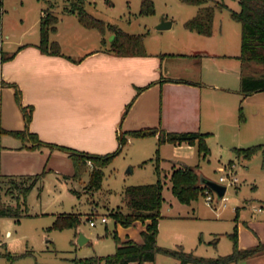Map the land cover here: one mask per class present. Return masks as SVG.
<instances>
[{
  "label": "crops",
  "instance_id": "0c3cea01",
  "mask_svg": "<svg viewBox=\"0 0 264 264\" xmlns=\"http://www.w3.org/2000/svg\"><path fill=\"white\" fill-rule=\"evenodd\" d=\"M25 3L14 0V9H22ZM3 7L4 1L0 0V52L14 55L4 61L0 55V133L5 139L2 144L0 138L1 174L37 175L47 173L53 161L72 162L64 151L49 147L34 149L35 143L30 138L24 141L11 134L27 127L17 90L21 91V103L34 108L30 132L45 143L92 154L114 152L124 137L129 140L131 131L150 128L200 131L208 134L209 149V141L217 136L220 145H229L235 152L245 149V143L257 136V127L248 124L243 113V102L264 113V91L245 98L240 91V23L217 24L215 13L213 32L207 36L186 28L187 20L177 37L162 34L148 40L144 34L145 54L118 55L111 51L114 39L109 41L114 35L111 31L103 33L84 26L65 7L61 19L51 3L45 9L40 0L29 7L35 8L33 24L6 42L10 35L4 34ZM47 11H54L59 18L50 41L59 43L63 55L46 53L39 47L41 19ZM165 19L172 21V28L174 19ZM62 22L68 26L64 33L60 30ZM174 48L185 52L177 54ZM149 138L155 140V147L160 150L161 172L169 146H173V166L190 164L182 148L196 145L186 142L159 145L158 135L134 137ZM147 223L134 224L142 227L140 238L135 241L142 242L141 232Z\"/></svg>",
  "mask_w": 264,
  "mask_h": 264
},
{
  "label": "rangeland",
  "instance_id": "374dc122",
  "mask_svg": "<svg viewBox=\"0 0 264 264\" xmlns=\"http://www.w3.org/2000/svg\"><path fill=\"white\" fill-rule=\"evenodd\" d=\"M3 1L4 34L10 35V38H5L7 42L14 40L23 29L33 24L35 12L32 9L35 8L29 7L37 0H25V6L17 10L14 9V0ZM50 3L63 19L64 7L70 5L69 0H40V6L45 9L50 8ZM154 3L155 13L152 15L140 13L142 0H86L85 7L87 12L106 23L115 24L128 33L145 34L148 40L162 34L177 37L179 31L184 29L183 23L195 17L202 8L181 0H154ZM220 3L227 6L223 9L216 7V23L226 25L229 21L240 25L231 17L232 10H240V0H211L210 4ZM166 17L174 19V26L157 29L162 18ZM21 18L23 22L19 21ZM67 29V24L62 22L61 33ZM172 50L177 54L185 52L182 49ZM243 113L248 117V124L251 123L258 130L257 136L243 147L247 149L264 144V113L252 110L245 102ZM1 139L4 144V136ZM209 143L212 150L207 157L200 154L197 144L194 148L183 146L182 150L191 160L189 163L214 181L220 182L222 175L231 178L234 174L238 182L224 183L227 191L223 200L212 192L213 201L208 203L206 190H202L196 200L184 204L172 192L171 175L179 167L173 166L171 162L173 146L166 148V161L162 165V172L160 170L164 183V202L157 243L170 249L183 246L197 256L217 258L233 251L231 234L236 229L241 247L264 242V147L245 158L244 155L237 156L229 145H220L217 136ZM155 146L152 138L142 140L130 136L122 151L104 168L102 187L96 191L86 188L91 164L87 165L81 178L76 179L72 162L62 159L53 161L26 199L19 189L8 192L4 185L0 192L1 204L21 209V213L19 216H0V264H73V260L78 258L114 254L118 240H138L142 228L140 224L128 228L116 223L112 215L118 212L131 213V209L123 202V191L127 186L158 181L156 161L151 162L150 159L156 157ZM129 169L133 173H127ZM58 214H75L80 217L81 223L78 228H55L53 225ZM103 216L107 217V223L102 222ZM90 219L95 220V226L90 225ZM147 221L150 222H137ZM81 235L88 238L83 245L80 244ZM154 264H180V260L160 252ZM232 264H264V254Z\"/></svg>",
  "mask_w": 264,
  "mask_h": 264
},
{
  "label": "trees",
  "instance_id": "16d2710c",
  "mask_svg": "<svg viewBox=\"0 0 264 264\" xmlns=\"http://www.w3.org/2000/svg\"><path fill=\"white\" fill-rule=\"evenodd\" d=\"M190 5L201 6L200 12L185 23L186 28L203 35H211L213 32V22L216 13V7L223 9L227 5L220 3L212 5L211 0H181ZM70 5L65 8L66 12L74 13L78 16L80 22L88 27L98 29L105 33L107 30L114 34L111 42V51L118 55H143L145 54L144 34L128 33L119 26L106 23L104 20L91 15L86 10V0H69ZM240 10H232L231 17L241 24V53L238 58L241 61V87L240 91L245 98L256 92L264 91V0H240ZM142 15H152L155 13L154 0H142ZM58 16L53 12H46L41 19L40 32L41 41L39 47L43 52L53 55H63L58 42L50 41V35L57 31ZM1 61L12 58L14 54L5 56L0 52ZM16 86V85H15ZM16 96L21 104L26 129L22 131H13L11 134L24 141H33L35 146L32 148L49 147L54 150H61L68 154L74 164V177L80 179L87 165L91 164V174L88 185L89 190H99L102 187L104 178V168L111 163L126 145L127 138L124 137L120 147L111 153L104 155L92 154L85 151L75 150L68 147L45 143L39 137L29 131L28 127L33 118V106H25L21 103V91L17 90ZM242 110V108H241ZM243 118V113L241 111ZM130 136L143 138L158 135V144L170 143H189L197 144L200 154L206 157L210 149L206 138L208 134L200 131L173 132L163 128H150L144 130L131 131ZM30 138V140H29ZM260 145L249 147L247 149H236L238 156L244 155L249 158L256 152ZM156 161V172L159 179L155 183L127 186L123 191V202L131 209V213H115L113 218L116 223L125 227L134 225L138 220H150L146 228L141 232L142 242L133 239L125 241L118 240L117 248L114 254L101 257L91 256L73 260V264H138L151 263L156 261L158 253L162 252L180 260V264L200 263V264H232L242 260L251 259L264 254V242L259 241L256 245L241 248L239 245L238 231L231 234L234 242L233 251L225 256L217 258H206L188 252L183 246L175 249L161 247L157 243L159 219L162 217L161 209L164 202L163 190L164 183L161 180L160 172V150L157 148L156 157L151 161ZM45 172L29 176H7L0 173V192L4 185L8 192L19 189L25 199L29 192L36 187ZM21 180V181H20ZM172 192L184 204H190L196 200L202 190H207L206 186L200 185L197 167H179L171 175ZM1 199V194H0ZM21 209L12 205H2L0 200V216L10 215L19 216ZM81 223L79 216L75 214L60 215L57 217L54 227L58 229L78 228Z\"/></svg>",
  "mask_w": 264,
  "mask_h": 264
},
{
  "label": "water",
  "instance_id": "95a60500",
  "mask_svg": "<svg viewBox=\"0 0 264 264\" xmlns=\"http://www.w3.org/2000/svg\"><path fill=\"white\" fill-rule=\"evenodd\" d=\"M172 26V21L167 20L165 18H162L161 22L156 26L159 30L169 29ZM114 38V35L113 37ZM185 167H190L189 165H185ZM129 172H131V169H129ZM198 175H199V183L200 185L206 186L210 191L217 194L219 199H224L226 191H227V185H225L222 182H217L212 179H209L203 172L199 171L197 169ZM88 241V238H86L84 235H81L80 238V244L83 245Z\"/></svg>",
  "mask_w": 264,
  "mask_h": 264
},
{
  "label": "built area",
  "instance_id": "2783aa9c",
  "mask_svg": "<svg viewBox=\"0 0 264 264\" xmlns=\"http://www.w3.org/2000/svg\"><path fill=\"white\" fill-rule=\"evenodd\" d=\"M230 172H231V169H230ZM226 181H230L231 183H237L238 182V178L237 177H234V174H232L231 178H227L226 176L222 175L220 177V182L222 183H225ZM210 193H212V191H210L209 189L206 190V195L207 196V202L208 203H211L213 201V197L212 195H210ZM108 219L106 216H103L102 217V222H105L107 223ZM90 225L92 226H95L96 225V222L94 219H90Z\"/></svg>",
  "mask_w": 264,
  "mask_h": 264
}]
</instances>
